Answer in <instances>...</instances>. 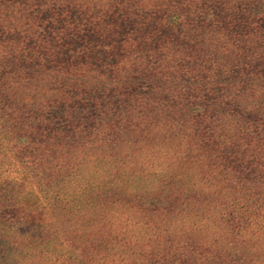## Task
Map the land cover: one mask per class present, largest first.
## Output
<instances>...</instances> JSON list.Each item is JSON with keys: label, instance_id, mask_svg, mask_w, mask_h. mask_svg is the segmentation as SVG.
<instances>
[{"label": "trees", "instance_id": "trees-1", "mask_svg": "<svg viewBox=\"0 0 264 264\" xmlns=\"http://www.w3.org/2000/svg\"><path fill=\"white\" fill-rule=\"evenodd\" d=\"M0 264H264V0H0Z\"/></svg>", "mask_w": 264, "mask_h": 264}]
</instances>
